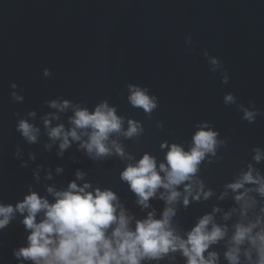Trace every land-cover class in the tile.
<instances>
[{
	"label": "water",
	"instance_id": "obj_1",
	"mask_svg": "<svg viewBox=\"0 0 264 264\" xmlns=\"http://www.w3.org/2000/svg\"><path fill=\"white\" fill-rule=\"evenodd\" d=\"M213 57L218 67L210 63ZM130 85L155 97L151 113L130 104ZM229 93L235 102L225 104ZM53 100L71 103L60 111L50 106ZM105 101L123 118L124 130L129 120L143 129L131 138L122 133L110 137L109 144L115 140L132 159L114 151L94 158L80 147L82 141H73L60 154L61 141L49 137V127L63 124L69 130L76 106L93 111ZM243 109L257 112L253 122L243 118ZM22 119L39 129L36 142L18 130ZM204 125L218 133V145L215 155L207 154L200 163L193 178L198 183L177 186L181 195L172 205L161 198L167 195L163 188L147 208L140 205L121 172L145 153L156 157L158 165L166 162L173 143L190 149ZM257 149L260 161L254 159ZM250 167L253 175L264 177V0H0V204L15 206L33 191L52 201L48 187L67 189L75 180L81 186L90 183L89 190L114 191L133 218L132 228L149 212L159 219L171 206V227L187 239L199 220L212 214L226 235L204 256L214 252L216 264H230L226 253L234 246L236 225L255 223L253 234L264 229L259 185L246 183L238 191L227 187ZM78 170L82 179H77ZM190 183L188 195L185 184ZM246 189H251L246 200L254 201L250 207L235 199ZM208 191L212 194L205 198ZM26 215L17 210L0 228V264H34L14 254L28 245ZM239 247L238 264H256V249L247 241ZM141 264H188V259L177 249Z\"/></svg>",
	"mask_w": 264,
	"mask_h": 264
},
{
	"label": "clouds",
	"instance_id": "obj_2",
	"mask_svg": "<svg viewBox=\"0 0 264 264\" xmlns=\"http://www.w3.org/2000/svg\"><path fill=\"white\" fill-rule=\"evenodd\" d=\"M210 63L219 66L218 58H211ZM44 75H50L49 70L46 69ZM129 87L130 104L151 113L156 107L155 97L150 96L144 88L134 85ZM13 97L16 100L22 99L16 93H13ZM224 102L234 103L235 96L227 94ZM70 103L68 100L62 103L53 100L50 101V106L64 111ZM243 111L245 120L250 123L255 120V110ZM29 115L35 116V112ZM53 117L59 118L55 114ZM69 119L72 124L69 130H66L63 124L49 127L50 119L47 117L44 121L45 126L49 127V137L61 141L60 154H63L73 141H82L80 147L94 158L105 157L114 151L121 157L132 159L115 140L109 144L110 137L114 133H122L131 138L143 131L141 125L133 120H129L128 128L124 130L123 118L117 115L116 108L109 106L107 101L97 105L93 111L76 106L74 115ZM17 128L30 143L37 141L39 129L28 120H20ZM85 136L87 139L82 140ZM217 136L216 131L204 125L193 135L190 149L185 150L183 145L173 143L166 153V162H160L159 165L156 157L145 153L138 161L127 165L121 172V179L130 185L131 190L138 196L137 202L143 207L149 206V199L154 197L160 188L167 191V195L161 193V198L165 199L168 205H172L181 195L177 186L185 181H193L205 156L215 155ZM161 147L168 146L162 144ZM261 158L262 153L257 149L254 159L260 161ZM57 171L62 169L58 168ZM76 176L77 179H82L84 173L78 170ZM246 183L258 184L256 191L264 195V177L253 175L251 167L240 179L227 187L238 191L244 188ZM89 189L90 183L86 182L81 186L74 180L69 183L67 189L48 187V193L54 198L52 201L47 196L33 191L15 206L0 204V228L9 224L17 210L20 213L27 212L23 224L30 230L28 245L16 250L15 256L31 260L34 264H141L145 258L159 259L169 251L180 249L187 257L188 264H216V253L210 252L207 259L204 253L211 244L226 235V228L215 224L212 214L204 215L188 233L187 239H183L176 235L171 227L172 217L175 215L173 207H166L159 219L155 218L154 212H149L145 219L137 220L135 228H132L130 225L133 218L120 207L119 198L114 191ZM200 191H203L202 184ZM250 191L251 189H246L236 195L235 199L245 201L250 207L254 203L246 200ZM185 192L191 195L193 184H185ZM211 194V191L204 192V197L207 198ZM188 195L184 197L185 205L189 203ZM199 198L200 194L197 192L195 199ZM254 228L255 223L236 225L232 236L234 246L226 253L230 264H238L239 246L246 241L256 249L259 257L256 264H264V229L253 234Z\"/></svg>",
	"mask_w": 264,
	"mask_h": 264
}]
</instances>
